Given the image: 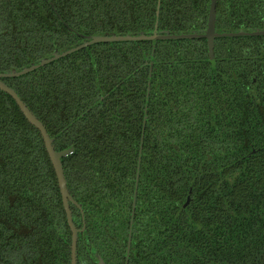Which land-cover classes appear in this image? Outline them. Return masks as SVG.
I'll use <instances>...</instances> for the list:
<instances>
[{
    "label": "trees",
    "instance_id": "obj_1",
    "mask_svg": "<svg viewBox=\"0 0 264 264\" xmlns=\"http://www.w3.org/2000/svg\"><path fill=\"white\" fill-rule=\"evenodd\" d=\"M209 3L161 0L156 17L158 0H0V71L83 35L152 33L156 19L160 31L202 33ZM219 24L264 27V0H220ZM217 43L226 57L213 68L204 40H140L3 78L56 150L74 148L62 163L85 213L71 205L85 223L78 264H125L148 81L128 264H264V37ZM70 241L40 133L0 90V264H71Z\"/></svg>",
    "mask_w": 264,
    "mask_h": 264
},
{
    "label": "water",
    "instance_id": "obj_2",
    "mask_svg": "<svg viewBox=\"0 0 264 264\" xmlns=\"http://www.w3.org/2000/svg\"><path fill=\"white\" fill-rule=\"evenodd\" d=\"M216 2L217 0H211V7L208 16V27L204 33L199 34L197 32L192 33H173L170 31H162L157 32L154 31L152 33H144L140 32L139 34H96V35H83V41L73 47L67 49H56L50 55H47L41 58L38 62H31L29 65H26L20 69H10L5 72L0 71V90L7 93L11 98L15 101L18 108L26 118V120L34 126L40 133L41 138L44 143V147L48 154L49 160L53 167V170L56 175L57 185L61 194L63 208L66 214L67 224L71 231V241H70V263L71 264H78L77 263V242H78V234L84 232L85 230V223L83 222V226L78 228L73 221L72 209L71 204L75 205L78 209L81 210L83 215V210L81 204L77 202L73 196L71 195L68 186H67V179L64 174V168L62 163V158L70 155L74 148L69 147L63 150H56L54 147V139L51 138L49 135L46 126L44 123L35 115V113L30 109V107L26 104V102L19 96L16 90L4 82L2 79L6 77H18L24 74H27L41 66L49 64L57 59H60L66 55H69L81 48L87 47L91 44L96 43H109V42H121V41H140V40H158V39H180V38H195V37H205L207 38V45L209 51V57L211 60H214V40L216 37L219 36H257V35H264V29H255L250 31L239 30L236 32H222L218 33L215 29V18H216ZM51 6L53 3L50 2ZM57 11V10H55ZM60 17V16H59ZM72 30V29H71ZM142 146H143V138L140 144L139 150V157H138V168H137V175L135 181V190L134 196L132 201V211H131V220L129 225V233H128V240H127V252H126V260L125 264H128L129 261V250L131 244V236H132V226H133V216L136 206V194H137V187H138V180H139V167L140 161L142 156ZM188 202V201H187ZM186 202V204H187ZM97 264H106L104 260L99 257L97 259Z\"/></svg>",
    "mask_w": 264,
    "mask_h": 264
},
{
    "label": "flooded vegetation",
    "instance_id": "obj_3",
    "mask_svg": "<svg viewBox=\"0 0 264 264\" xmlns=\"http://www.w3.org/2000/svg\"><path fill=\"white\" fill-rule=\"evenodd\" d=\"M160 1L161 0H158V8L156 10V17H158L159 15V7H160ZM220 0H217L216 2V18H215V29L218 33H222V32H236V31H239V30H244V31H252V30H255V29H264V27L260 28V27H256V28H253L252 29H244V28H234V29H227L225 27H222L220 24L218 25V3H219ZM210 7H211V0H210V3H209V7H208V14H207V18H206V28L205 30L207 29L208 27V16H209V11H210ZM153 29L154 31H157V32H162L160 31V27H159V22L158 20L156 19L155 22H154V26H153ZM162 30V29H161ZM205 30L202 32L204 33ZM153 31V32H154ZM171 32V31H170ZM192 32H196V31H191V32H178V33H192ZM173 33H177V32H173ZM199 33V32H197ZM202 33H199V34H202ZM243 37H264V35H257V36H246V35H242V36H219V37H216L215 40H214V60H211L210 57H209V51H208V45H207V38L205 37H195V38H180V39H201V40H204L206 42V45H207V53H206V60L208 61V63L210 64V67H217L218 63L220 64V62L222 61V58L226 57L225 55L222 54V51L220 49H216V47L218 46V41H220L221 39H227V38H243ZM158 40H165V39H158ZM158 40H155L153 42H156ZM167 40V39H166ZM177 40V39H175ZM152 41V40H151ZM93 45V44H91ZM89 45V46H91ZM220 45V44H219ZM87 46V47H89ZM85 48V47H84ZM82 49V48H81ZM154 50V49H153ZM152 50V52H153ZM249 56V55H248ZM246 56V58L248 57ZM65 57V56H64ZM261 62V61H260ZM148 65H149V71H148V75L149 77L152 76L153 72H155V67L153 65V61H149L148 62ZM256 72V69H254ZM255 79V78H254ZM3 80V79H2ZM4 81V80H3ZM150 92H151V82L148 81L147 83V86H146V94H145V100H146V103L144 105V114H143V119H142V132H141V138H140V143H139V150H140V144H141V141H142V138L144 140V134H145V127H146V123L148 122L149 120V114H148V111H149V105H148V101L150 99ZM41 136V135H40ZM52 138V137H51ZM42 139V138H41ZM54 139V138H53ZM43 141V140H42ZM55 141V139H54ZM54 144V147H55V143L53 142ZM44 145V143H43ZM143 148V147H142ZM46 150V149H45ZM74 152V150H73ZM72 152V153H73ZM48 155V154H47ZM139 157V156H138ZM51 163V162H50ZM138 168V167H137ZM73 205V204H71ZM75 206V205H74ZM72 209V208H71ZM83 210V209H82ZM80 213H81V210H80ZM84 211H83V215L82 217L84 216ZM73 215V214H72ZM126 248H127V245H126ZM130 251H131V244H130V250H129V255H130ZM126 252H127V249H126Z\"/></svg>",
    "mask_w": 264,
    "mask_h": 264
}]
</instances>
